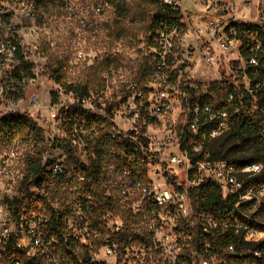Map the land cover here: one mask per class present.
<instances>
[{
	"label": "built area",
	"instance_id": "obj_1",
	"mask_svg": "<svg viewBox=\"0 0 264 264\" xmlns=\"http://www.w3.org/2000/svg\"><path fill=\"white\" fill-rule=\"evenodd\" d=\"M45 3L75 21L79 38L93 28L89 10L102 16L107 8L96 0H0V119L28 115L45 136L41 177L27 181L25 165L6 168L20 152L25 158L16 143L0 157V264L264 261V186L247 183L264 163L238 166L209 150L237 118L264 106V0H164L180 24L153 36L147 77L86 95L67 92L48 72L55 44L44 36ZM49 84L57 89L46 98ZM215 84L228 88L225 98ZM75 107L91 117L70 119ZM98 142L112 146L99 180L68 166V152L88 166ZM208 184L236 199L228 219L194 209L192 193ZM228 238L238 242H220Z\"/></svg>",
	"mask_w": 264,
	"mask_h": 264
},
{
	"label": "trees",
	"instance_id": "obj_2",
	"mask_svg": "<svg viewBox=\"0 0 264 264\" xmlns=\"http://www.w3.org/2000/svg\"><path fill=\"white\" fill-rule=\"evenodd\" d=\"M107 8L113 9L115 14V23L121 22H137L138 20L147 22V33L149 44L153 41V36L162 27H177L180 24L179 15L175 9L166 5L164 0H100ZM44 10L48 12L46 3ZM111 27V25H110ZM114 61L110 57L104 56L100 61H97L96 67L103 72H111ZM62 65L57 69L53 66L49 67V73L54 81L66 89L67 92H79L82 95L88 94L89 90L82 85H73L64 80L62 74ZM151 69L149 59L145 56V60L140 66L134 80L142 81L147 77ZM219 87L220 98H225L228 94V88L223 84H217ZM79 114L80 120L89 119L90 114L78 107L72 108L68 112V117L71 119L75 114ZM234 132L241 135L242 148L245 150H255L253 153L246 154L242 159H230L227 156H222L225 148L222 144L220 149H217L219 139L214 141L209 150L213 160H227L238 166H242L253 162L264 163V106H259V111L249 117H240L235 120ZM233 133V131L231 132ZM45 136L43 130L37 125L36 121L28 115L17 114L0 119V157L14 143L20 145L26 150L24 165L26 180L31 176L41 177L44 168L41 162V154L44 150ZM109 145V144H108ZM111 144L108 147L100 146V142L94 147L95 157L90 159L89 165L84 166L71 152H68L67 163L69 167L81 168L83 173L99 180L102 173L103 165L108 153L111 149ZM244 151V150H243ZM125 152L130 154L128 149ZM249 152V151H248ZM133 164L141 170H145L138 156H132ZM145 173V171H144ZM247 183L255 186H264V170L256 178ZM194 209L206 215L213 216L215 219L222 221L230 217L235 209L236 199L225 200L221 189L216 184H208L200 189L197 193H192ZM61 227V222L59 223ZM61 230H55V234H61ZM222 244L237 243V240L228 238L221 239ZM256 264H264L262 260H253Z\"/></svg>",
	"mask_w": 264,
	"mask_h": 264
},
{
	"label": "rangeland",
	"instance_id": "obj_3",
	"mask_svg": "<svg viewBox=\"0 0 264 264\" xmlns=\"http://www.w3.org/2000/svg\"><path fill=\"white\" fill-rule=\"evenodd\" d=\"M96 2L100 3V0ZM46 5L48 12L43 8L48 13H45L44 36L50 43L55 44V47L48 48L49 62L57 69L61 65L65 66L62 74L66 82L82 85L88 90H101L103 87H108L110 93H116L119 85L134 80L145 56L148 58L149 55L147 22L138 20L116 24L113 9L106 8L102 16H99L94 9H90L87 18L93 28L91 33L79 38L76 35L75 21L71 20L59 5L48 3ZM102 21L104 22L99 33L94 35L93 29ZM104 56L114 61L111 72H103L96 67L97 61ZM200 76L204 77L205 74L202 75L200 72ZM49 85L45 90L46 98L48 92L57 89L54 85ZM236 132H230L219 138L216 148L220 149L224 144L222 156L242 159L246 154L255 151L252 148L248 152L242 148L241 135ZM22 153L25 154L26 150L22 149ZM20 156L7 160L6 168L10 167L11 171H21L24 160ZM83 157L85 158V155ZM262 211V217H264V201Z\"/></svg>",
	"mask_w": 264,
	"mask_h": 264
}]
</instances>
